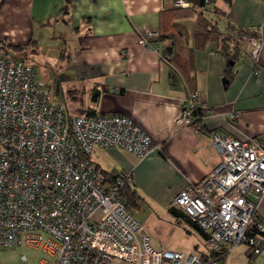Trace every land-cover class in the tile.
<instances>
[{"label": "built area", "instance_id": "1", "mask_svg": "<svg viewBox=\"0 0 264 264\" xmlns=\"http://www.w3.org/2000/svg\"><path fill=\"white\" fill-rule=\"evenodd\" d=\"M188 6V0H175V7ZM158 40L159 32L148 30L139 43L159 51ZM261 48V38H254L253 58ZM160 57L170 64L168 52ZM37 74L31 61L0 51V248L39 250L46 258L38 264H219L242 244L255 255L263 250L258 208L264 141L210 131L220 163L175 199L205 232L208 254L158 249L121 192L133 185L132 172L118 171L117 181L108 185L91 159L95 147L144 158L153 150L152 135L123 114H71ZM210 111L199 92L190 90L174 122L202 131ZM22 259L29 264L25 255Z\"/></svg>", "mask_w": 264, "mask_h": 264}, {"label": "crops", "instance_id": "2", "mask_svg": "<svg viewBox=\"0 0 264 264\" xmlns=\"http://www.w3.org/2000/svg\"><path fill=\"white\" fill-rule=\"evenodd\" d=\"M216 2L206 0L197 9L241 46L228 84L223 82L226 58L214 41L195 48L192 58H179L176 67L160 57L172 39L159 41V51L139 43L148 30L170 33L176 20L169 15L162 22V12L175 9V0H0V39L10 45L34 40L16 56L34 62L49 58L65 67L73 95L66 102H80L77 110L91 107L129 116L152 135L153 150L144 158L106 149L110 160L100 167L132 172L138 199L130 210L136 208L134 215L156 248L202 256L208 254L205 232L169 209L185 186L220 163L210 131L223 129L239 139L264 141V0H221L210 8ZM196 18L178 23L190 29ZM258 37L262 48L255 59L250 50ZM48 40L61 50L60 56L42 52ZM96 89L101 95L94 102ZM190 90H197L211 107L201 121L202 131L174 122ZM258 215L264 221V195ZM249 251L242 250L247 256ZM250 257L255 258L253 264H264V248Z\"/></svg>", "mask_w": 264, "mask_h": 264}, {"label": "trees", "instance_id": "3", "mask_svg": "<svg viewBox=\"0 0 264 264\" xmlns=\"http://www.w3.org/2000/svg\"><path fill=\"white\" fill-rule=\"evenodd\" d=\"M190 2V6L186 8L176 7L171 11L162 12V22L167 20V17L173 16L174 23L171 25L172 30L169 34H165L162 31H159V40L163 41L168 39H172V43L168 45L165 49L171 57L169 59L170 64L177 66V60L181 58L185 61L188 57L192 58V53L195 48L202 47L206 44L207 41H214L219 45V51L226 58V67L224 69L223 74V82L224 84H228L230 82V78L233 76V66L235 62L240 57V49L241 46L234 41L233 37L229 32H222L217 26H215L201 11H198L197 8L204 6L206 4V0H188ZM230 1V0H227ZM197 14V18L193 24V26L189 29L184 24L178 23V21L185 17H191ZM164 20V21H163ZM172 21V20H171ZM239 42V41H238ZM34 43V40H30L28 44L25 45H10L6 44L5 41L0 39V51H5L10 53L11 55L16 56V52H22L27 49L30 45ZM242 43L241 41L239 42ZM192 44V46H190ZM24 58V57H23ZM72 91H68V94L73 97L71 94ZM101 95L100 91L94 90L91 96L92 101L96 102ZM80 114L85 115H95L97 111L94 108H81L78 110ZM100 167V166H99ZM100 169L105 174V182L108 185L114 184L119 178L120 174L115 169L106 170L100 167ZM121 192L125 195L129 200L130 205L135 204L138 199V194L136 190L133 189V185H126L121 188ZM169 211L175 215L177 218H184L191 224H194L181 210L177 207L173 206L169 209ZM199 228V226H197ZM203 231L201 228H199Z\"/></svg>", "mask_w": 264, "mask_h": 264}, {"label": "rangeland", "instance_id": "4", "mask_svg": "<svg viewBox=\"0 0 264 264\" xmlns=\"http://www.w3.org/2000/svg\"><path fill=\"white\" fill-rule=\"evenodd\" d=\"M213 3L211 4L210 8H213L214 6L217 5L219 6L221 0H218V2H216L217 4H213ZM211 18L214 20V16H211ZM51 46H52V41L50 40L45 41L43 43L42 52L47 53V55L49 56L54 54H56V56H60L61 50L53 49ZM29 61H31V59H29ZM32 61H31L32 63H36L35 66L37 67L38 77L43 78L47 82H49L54 98L57 101L63 103L66 106V108L70 110L71 114L79 115L80 112L77 109L82 107L81 103L76 101L75 99H73L74 101L71 100L69 102H66V98H72V97L68 94V90L70 89L71 86L69 82L70 78L66 72L65 67L59 66L57 63H54V60H51L49 58L46 61L42 59H36L37 62H34V60ZM78 98L83 99L84 97L80 96ZM85 100L87 101V98H85ZM91 159L97 165L102 167H107L110 157L106 149L95 147L91 152ZM131 212L133 214L137 212L136 208H132ZM245 247L249 249L247 245L242 244L231 250L224 260L225 264H229V263L253 264L255 258L253 259L250 257L251 252L249 251L248 256L242 252V250ZM22 255L26 256L27 262L29 264H38L41 259L46 258V255L43 252L22 245L18 247L0 248V264H24ZM219 264H224L223 260L220 261Z\"/></svg>", "mask_w": 264, "mask_h": 264}]
</instances>
